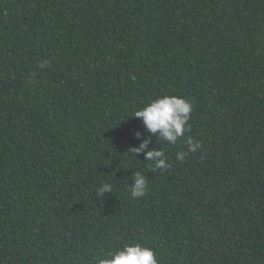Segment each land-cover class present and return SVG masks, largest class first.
I'll list each match as a JSON object with an SVG mask.
<instances>
[{
    "label": "trees",
    "instance_id": "obj_1",
    "mask_svg": "<svg viewBox=\"0 0 264 264\" xmlns=\"http://www.w3.org/2000/svg\"><path fill=\"white\" fill-rule=\"evenodd\" d=\"M163 95L193 111L176 145L153 137L152 172L127 150ZM133 242L159 264H264V0H0V264Z\"/></svg>",
    "mask_w": 264,
    "mask_h": 264
},
{
    "label": "clouds",
    "instance_id": "obj_2",
    "mask_svg": "<svg viewBox=\"0 0 264 264\" xmlns=\"http://www.w3.org/2000/svg\"><path fill=\"white\" fill-rule=\"evenodd\" d=\"M41 67L44 65L41 64ZM192 111L193 103L183 96L163 95L150 100L134 113V117L141 120L143 128L135 130L133 136L141 138L146 134V138L142 139L138 147H129L127 152L137 159H139L138 154H143L142 160L147 163L152 172L166 170L169 167L167 162L169 157L163 147H154L153 137L157 138L156 141L176 145L185 137V133L190 131L188 121L191 119ZM186 143L189 152L195 153L201 147V142L193 141L190 136L186 138ZM149 144L153 145L151 150L145 151ZM186 155V152L178 151L175 158L183 162ZM128 176H131V180L134 181L129 185L131 197L134 199L144 197L150 190L145 175L134 170ZM113 189L114 186L111 183L105 182L100 184L96 191L98 196H105L106 193H112ZM93 259L94 264H159L155 250L137 242L125 244L104 255H95Z\"/></svg>",
    "mask_w": 264,
    "mask_h": 264
}]
</instances>
